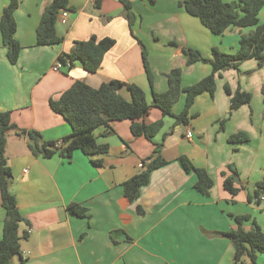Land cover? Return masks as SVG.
Wrapping results in <instances>:
<instances>
[{
  "label": "crops",
  "instance_id": "obj_1",
  "mask_svg": "<svg viewBox=\"0 0 264 264\" xmlns=\"http://www.w3.org/2000/svg\"><path fill=\"white\" fill-rule=\"evenodd\" d=\"M129 1L138 16L135 37L120 0H102L100 7L95 0H69L67 22L56 28L63 42L38 46L37 28L52 0H20L15 38L22 52L15 65L7 58L0 32V112L10 111L15 125L40 132L45 141L61 142L72 128L52 110L50 101L58 100L76 81L93 88L112 80L135 84L152 106L153 92L168 90L166 76L171 70H182L183 87L212 73L210 64L187 65L183 48L207 58L213 48L235 54L242 36L255 30L230 27L217 36L185 11L181 6L185 0ZM8 2L0 0V20ZM260 22L264 23V9ZM93 36L116 41L97 73L86 72L79 61L53 70L62 53H70L76 42ZM138 40L148 51L152 86ZM225 84L233 91L241 88L252 93L251 104L232 111ZM122 95L130 98L126 90ZM184 97L174 105L175 114L183 110ZM263 103L264 66L258 68L256 60H249L239 71L230 69L217 78L214 96L204 93L196 99L187 125L152 107L139 121L149 125L163 120L164 127L153 141L135 137L130 120L116 121L111 125L115 133L107 134L104 127L95 131L97 142L110 146L107 154L88 156L76 150L67 160L57 154L34 156L27 140L11 131L6 157L13 175L11 191L28 220L19 229L26 264H233L232 244L220 235L236 226L232 215H250L252 220L244 226L250 229L254 220L264 232V195L260 203L254 197L264 178ZM239 132L247 133L250 141L229 143V137ZM155 144H163L162 156L168 164L154 170L138 199L130 202L122 185L153 154ZM180 156L209 173L214 181L210 196L195 189L197 176L184 171L177 160ZM100 160L102 166L92 163ZM230 165L238 173L236 196L224 188L223 173L233 175ZM72 203L86 208L88 217L73 216L68 210ZM139 207L143 214L138 213ZM5 216L0 191V240ZM14 264H21L20 258ZM257 264H264V254Z\"/></svg>",
  "mask_w": 264,
  "mask_h": 264
},
{
  "label": "trees",
  "instance_id": "obj_2",
  "mask_svg": "<svg viewBox=\"0 0 264 264\" xmlns=\"http://www.w3.org/2000/svg\"><path fill=\"white\" fill-rule=\"evenodd\" d=\"M102 0H95V6L100 7ZM124 6V17L128 21L130 31L134 35V28L138 23V16L133 11L129 0H120ZM20 6V0H9L4 8L0 20V32L3 46L9 62L17 64L22 52L21 44L16 40L17 22L15 13ZM181 6L185 11L200 22L214 35L220 36L230 27L249 28L255 30L249 35L242 36L239 50L235 54L222 52L219 48L212 49L211 58L205 57L201 52L183 48L187 57V65L195 63L210 64L212 73L203 78L195 85L182 86V70L179 68L171 70L167 74L168 90L165 93L153 92V102L150 106L146 100V93L135 84L112 80L103 83L99 88H93L82 81H76L58 100H51L52 110L61 115L71 126V135L59 142L45 141L36 130L21 129L12 122L11 112H0V191L2 206L6 212L3 236L0 240V264H14L15 258H20L21 264H26L21 250V237L19 235L20 224L28 221L20 211L16 195L11 191L12 170L8 165L6 148L8 134L14 131L19 137L27 140L28 147L36 157L51 158L54 155L71 160L76 150H81L88 156L104 155L109 152L110 146L97 142L95 131L101 127L108 129L107 134L115 133L112 123L116 121L130 120L131 131L135 137L144 136L153 141L154 137L164 127L163 120L153 124H145L139 120L150 112L152 107L160 109L163 115L173 117L178 124H189L193 117L191 109L196 99L209 93L214 96L217 89V78L224 71L234 69L239 71L242 63L256 60L258 68L264 66V23L260 22V12L264 9V0H238L225 2L223 0H185ZM62 9L69 8V0H52L42 14L40 24L36 32V44L38 46H55L63 42L57 33L58 15ZM137 39V38H136ZM139 41V40H138ZM142 46V59L148 80L153 85V77L148 62V51ZM116 41L112 38L98 40L93 36L89 40L75 43L70 53H62L58 60L70 64V67L79 61L88 73H97L102 65L105 55L115 46ZM171 45H176L171 42ZM225 92L230 96L231 110L235 111L242 106L250 105L253 95L250 92L238 88L233 91L229 84L224 86ZM126 90L130 98L126 99L122 91ZM185 96L183 110L179 114L173 112L174 105ZM250 136L245 132H239L229 137L228 142L232 144L246 143ZM163 144H155L153 154L143 160L139 171L123 183L124 196L134 202L138 199L140 191L150 182L152 172L168 164L162 156ZM181 167L187 173L194 172L197 176L195 189L202 195L210 196L214 181L209 173L194 165L187 156L178 159ZM95 166H102L103 161H93ZM233 175L225 176L224 188L232 196H236L240 189L235 186L234 177L238 175L233 166H228ZM264 195V178L257 184L254 191L255 201L261 202ZM250 201L253 200L249 197ZM73 216L80 218L88 217V210L79 204L72 203L68 206ZM138 213L143 214L139 207ZM236 226L227 232L220 233L221 236L230 240L234 249L233 264H257L258 257L264 254V232L253 220L252 227L247 229L244 224L252 217L250 215H232Z\"/></svg>",
  "mask_w": 264,
  "mask_h": 264
},
{
  "label": "built area",
  "instance_id": "obj_3",
  "mask_svg": "<svg viewBox=\"0 0 264 264\" xmlns=\"http://www.w3.org/2000/svg\"><path fill=\"white\" fill-rule=\"evenodd\" d=\"M68 14H69V11L68 9H62L58 15V23H61V24H66L67 22V18H68ZM63 67H70V64H64L62 63L61 61H57L55 66L53 67V70L54 71H60ZM193 137V134H192V131H188L187 132V138L191 139ZM61 146V142H59L57 144V147H60ZM143 164L140 165V167H142Z\"/></svg>",
  "mask_w": 264,
  "mask_h": 264
},
{
  "label": "water",
  "instance_id": "obj_4",
  "mask_svg": "<svg viewBox=\"0 0 264 264\" xmlns=\"http://www.w3.org/2000/svg\"><path fill=\"white\" fill-rule=\"evenodd\" d=\"M235 181L238 183V180L237 179H235Z\"/></svg>",
  "mask_w": 264,
  "mask_h": 264
},
{
  "label": "rangeland",
  "instance_id": "obj_5",
  "mask_svg": "<svg viewBox=\"0 0 264 264\" xmlns=\"http://www.w3.org/2000/svg\"><path fill=\"white\" fill-rule=\"evenodd\" d=\"M263 106H264V103H263Z\"/></svg>",
  "mask_w": 264,
  "mask_h": 264
}]
</instances>
